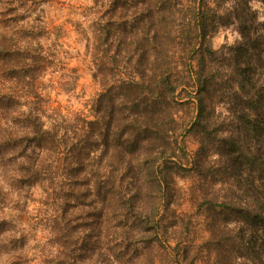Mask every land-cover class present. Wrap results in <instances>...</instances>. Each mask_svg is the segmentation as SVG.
Instances as JSON below:
<instances>
[{
    "label": "trees",
    "instance_id": "16d2710c",
    "mask_svg": "<svg viewBox=\"0 0 264 264\" xmlns=\"http://www.w3.org/2000/svg\"><path fill=\"white\" fill-rule=\"evenodd\" d=\"M253 1L93 0L81 33L100 90L87 112L64 113L44 80L61 70L73 88L76 70L45 42L35 0H0V264L210 254L264 264V145L254 143L264 141V77L250 65L264 53V21ZM232 24L241 39L217 52L213 35ZM35 196L42 234L31 246L5 209ZM193 213L206 215V236L195 238Z\"/></svg>",
    "mask_w": 264,
    "mask_h": 264
},
{
    "label": "rangeland",
    "instance_id": "374dc122",
    "mask_svg": "<svg viewBox=\"0 0 264 264\" xmlns=\"http://www.w3.org/2000/svg\"><path fill=\"white\" fill-rule=\"evenodd\" d=\"M37 5L36 12L41 14L43 20L47 23L48 27L52 31L49 35L50 40H45L48 45L52 41H57L60 45L64 61L67 63V67L74 68L79 80L77 84H73V88L67 87L65 78L61 76V70L52 72L50 69L45 77V83L47 89L50 91L52 100L55 106H60L64 113L67 111H84L87 112V101L94 96L99 90V84L92 78L91 75V62L87 55H85V40L81 33L83 28H86L89 23V17L91 13V7L93 6V0H35ZM255 10L257 11L259 18L264 21V4L260 1L254 0L252 2ZM241 39L237 24H232L227 27H223L213 35L212 44L217 52H224L228 46L235 44L237 40ZM262 51H252L251 63L252 67H258L255 76L262 75L264 77V67L261 65L262 58L264 62V53ZM245 61V62H243ZM242 63L246 66L248 60L245 58ZM261 72V73H260ZM253 72H251L252 74ZM225 110V108H224ZM70 113V112H69ZM191 114L181 109L179 116L182 120H188ZM236 121L231 122V128L235 131H243L242 127L238 130V124ZM257 146L264 145V141L258 138L254 141ZM188 149L195 152L199 147V141L195 134H189L187 136ZM182 184L183 181L179 180ZM37 196L27 198L28 207L23 209H17L13 205H10L5 209V215L9 221L8 229H14L15 233H20L23 224L29 229V244L31 246L39 243L40 225L37 223L38 210L41 208V204L38 202ZM24 199V198H22ZM22 201H20L21 203ZM194 217V227L196 229V237H200L202 232H205L206 236V215L192 214ZM6 226V227H7ZM6 229V228H5ZM206 245L201 243V247ZM204 259H197L194 264H214L213 255H207ZM175 261V260H174ZM30 264H39L38 261H32ZM174 264H176L174 262ZM186 264V263H183ZM189 264V263H188ZM193 264V263H190Z\"/></svg>",
    "mask_w": 264,
    "mask_h": 264
}]
</instances>
